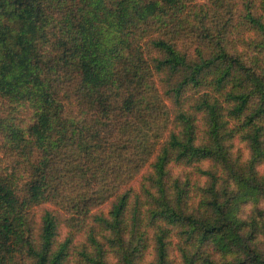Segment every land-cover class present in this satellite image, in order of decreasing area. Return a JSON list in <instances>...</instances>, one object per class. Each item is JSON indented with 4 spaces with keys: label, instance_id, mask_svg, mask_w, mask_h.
<instances>
[{
    "label": "trees",
    "instance_id": "trees-1",
    "mask_svg": "<svg viewBox=\"0 0 264 264\" xmlns=\"http://www.w3.org/2000/svg\"><path fill=\"white\" fill-rule=\"evenodd\" d=\"M264 0H0V264H264Z\"/></svg>",
    "mask_w": 264,
    "mask_h": 264
},
{
    "label": "rangeland",
    "instance_id": "rangeland-1",
    "mask_svg": "<svg viewBox=\"0 0 264 264\" xmlns=\"http://www.w3.org/2000/svg\"><path fill=\"white\" fill-rule=\"evenodd\" d=\"M261 171H264V166L263 167H261V169H260Z\"/></svg>",
    "mask_w": 264,
    "mask_h": 264
}]
</instances>
